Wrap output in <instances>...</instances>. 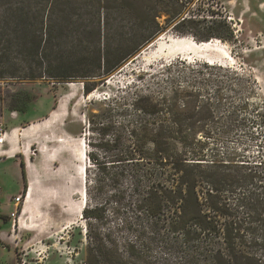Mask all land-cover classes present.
Here are the masks:
<instances>
[{
  "label": "rangeland",
  "instance_id": "374dc122",
  "mask_svg": "<svg viewBox=\"0 0 264 264\" xmlns=\"http://www.w3.org/2000/svg\"><path fill=\"white\" fill-rule=\"evenodd\" d=\"M153 4L154 24L143 22L139 14L149 9L146 2L132 5L126 0L119 12L108 9V37L121 29L124 38L138 37L142 32H154V37L88 94L84 93L83 80L72 81L76 83L74 88L70 82L47 79L0 80L1 138L15 127L43 122L65 100L63 115L50 127L29 137L20 135L16 148L0 142V264H89L94 245L89 234L101 237L112 233L119 242L136 235L138 243L154 254V227L146 212L125 210L128 201L116 204L110 197L111 188L97 189L95 179L109 183L106 172L111 166L117 169L161 164L152 144L145 158L117 160L120 147L114 143V135L123 133L121 128L135 119L154 121L156 116H171L167 112L154 116V109L146 112L140 107L170 96L173 87L186 86L192 78L207 80L205 85L190 89L201 94L203 100L215 101L213 116L220 119L215 127L211 123L204 131L228 135L227 141L217 147L204 139L203 150L207 154L235 151L240 160L260 165L257 169L264 173V0H154ZM204 37H210L206 40L209 46L194 49ZM21 90L29 92L31 103L26 113L16 122L11 121V97ZM241 104L245 108L238 112L237 121L223 120L232 105ZM110 124L114 129L104 133L102 127ZM60 137L64 141H57ZM21 161L26 186L20 175ZM81 169L86 203L101 206L97 220L82 215ZM72 178L74 188L68 190ZM133 178L130 172L120 176L126 190ZM31 180L37 189L34 211L23 214ZM263 186L258 183L257 192ZM62 188L67 191L60 199ZM18 196L21 201L16 205L14 198ZM16 210L19 216L13 227L12 213Z\"/></svg>",
  "mask_w": 264,
  "mask_h": 264
},
{
  "label": "trees",
  "instance_id": "16d2710c",
  "mask_svg": "<svg viewBox=\"0 0 264 264\" xmlns=\"http://www.w3.org/2000/svg\"><path fill=\"white\" fill-rule=\"evenodd\" d=\"M125 1L0 0V80H83L84 93H90L154 37V32H142L124 38L122 29L107 36L108 9L119 12ZM129 1L150 4L139 14L143 22L154 24V0ZM206 82L192 78L186 86L173 87L170 96L140 107L146 112L154 109V116L162 112L171 116L135 119L121 128L125 136L114 135L120 147L117 160L145 158L152 144L161 164L111 166L106 172L109 183L95 179L97 189L111 188L116 204L128 201L125 210L146 212L154 227V254L138 243L136 235L119 242L112 233L89 234L90 243L94 241L89 264H264V186L257 192L264 173L257 169L260 165L240 160L235 151L207 154L203 150L204 139L216 147L228 139L224 133L204 131L220 120L213 116L215 101L203 100L190 88ZM31 99L29 92L18 91L11 97L10 108L25 113ZM243 106L232 105L223 120L237 121ZM261 123L264 126V116ZM113 126H103V132L112 131ZM21 168L26 186L23 161ZM129 172L134 178L126 190L120 176ZM99 207L87 202L83 217L99 219Z\"/></svg>",
  "mask_w": 264,
  "mask_h": 264
},
{
  "label": "bare ground",
  "instance_id": "6f19581e",
  "mask_svg": "<svg viewBox=\"0 0 264 264\" xmlns=\"http://www.w3.org/2000/svg\"><path fill=\"white\" fill-rule=\"evenodd\" d=\"M156 42H153L152 45L156 44ZM209 46V42L208 41H202L200 43H196V46H194V49H198V50H202V49H205ZM76 83H73V82H70L69 83V86L71 88H74ZM92 94H90L88 97H90ZM64 108H65V100H62V102L60 103V105L58 106V108L51 114L50 118L47 119V121H45L44 123H33L31 124L29 127H27L23 133H22V136L24 137H29V136H32L34 134H36L37 132H39V130H42L43 128H48L50 127L52 124H54L57 120L60 119V117L63 115L64 113ZM19 136V133L17 132V129L14 128L12 131H10L9 133H6L1 139H0V142H9L11 145H12V148H16V139L17 137ZM57 141H64L62 137L58 138ZM13 151V149H12ZM84 154H85V151H84ZM83 156L85 157L86 154ZM82 171V177H81V180H80V184H81V193H82V202H81V210H83V208L85 207V204H86V194H85V188H84V169H81ZM69 181V180H68ZM37 183V182H36ZM74 181H73V178L71 179V181L69 182V186H68V190L70 189H73L74 187ZM64 188L61 189L59 193V198L60 199H63L64 198V194L66 193L67 189L63 190ZM36 185H35V182L34 180H31L30 184H29V187H28V190H27V193L24 197V200H25V204H24V208H23V212L24 214L26 213H31L32 211V208H33V199L35 197V194H36ZM59 199V200H60Z\"/></svg>",
  "mask_w": 264,
  "mask_h": 264
},
{
  "label": "crops",
  "instance_id": "0c3cea01",
  "mask_svg": "<svg viewBox=\"0 0 264 264\" xmlns=\"http://www.w3.org/2000/svg\"><path fill=\"white\" fill-rule=\"evenodd\" d=\"M46 108H43V110H45ZM13 111V115L11 116V118H10V120L11 121H17L20 117H21V114H24V113H21V112H18V111H15V110H12ZM19 113V114H18ZM26 113V112H25ZM53 113V112H52ZM51 113V114H52ZM51 116V115H50ZM50 116L49 117H45L44 119H42V121L43 122H40V123H44L45 121H47V119H49L50 118ZM16 125H20V123H15ZM33 124V123H32ZM39 124V123H38ZM16 128V127H15ZM23 128V127H22ZM16 128L17 129V132L19 133V136L21 135V137H24V136H22V133H23V131L26 129V128ZM14 129V128H13ZM12 129V130H13ZM20 129H22V132H19L20 131ZM11 130V131H12ZM19 136H18V138H19ZM18 138H17V141H18ZM9 144V143H8ZM16 145H17V143H16ZM15 145V146H16ZM10 148H12V145L10 144ZM56 148H58V147H56ZM19 170H20V175H21V178H22V181H23V184H24V186H25V181H24V178H23V175H22V168H21V162H20V167H19ZM27 180V179H26ZM30 184V183H29ZM29 187V186H28ZM28 190V189H27ZM24 204H25V200H24ZM33 211H34V209L32 208V211H31V213H33ZM22 213L24 214V212L22 211ZM30 213V214H31ZM26 214H29V213H26Z\"/></svg>",
  "mask_w": 264,
  "mask_h": 264
},
{
  "label": "built area",
  "instance_id": "2783aa9c",
  "mask_svg": "<svg viewBox=\"0 0 264 264\" xmlns=\"http://www.w3.org/2000/svg\"><path fill=\"white\" fill-rule=\"evenodd\" d=\"M1 134H2V129L0 128V136H1ZM15 199V203H16V205H19L20 204V201H21V196H18V197H16V198H14ZM16 215H17V210H16V212L15 213H12V216H13V227H15V217H16ZM19 215H17V217H18Z\"/></svg>",
  "mask_w": 264,
  "mask_h": 264
}]
</instances>
